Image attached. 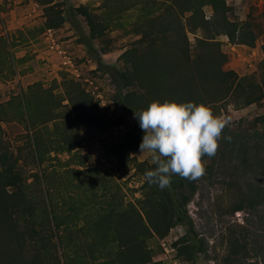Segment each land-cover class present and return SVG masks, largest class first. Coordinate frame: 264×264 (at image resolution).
Returning a JSON list of instances; mask_svg holds the SVG:
<instances>
[{
    "label": "rangeland",
    "instance_id": "1",
    "mask_svg": "<svg viewBox=\"0 0 264 264\" xmlns=\"http://www.w3.org/2000/svg\"><path fill=\"white\" fill-rule=\"evenodd\" d=\"M41 1L0 0V105L5 118L0 151L17 162L22 185L32 184L39 192L37 201L52 221L44 228L56 245L52 261L116 264L118 244L102 238L108 233L111 241L117 232L96 223L126 205L141 209L148 194L138 164L150 163V154L132 151L130 162L114 153L116 146L144 134L134 113L117 107L113 83L114 69L127 66L123 53L141 38L136 28L140 10L120 14L118 8L108 9L106 0ZM225 1L246 37L256 36L257 52L249 68L248 50L233 54L227 37H217L228 57L224 70L252 76L263 57L264 0ZM53 4H60L56 9L63 8L68 18L59 29L46 26V7ZM79 6L103 23L101 36L91 39L85 18L70 12ZM206 12L211 17V9ZM188 36L194 45L205 33ZM53 42L72 54L85 76L94 77L96 95L76 80ZM99 59L103 71H96ZM68 81L81 84L90 97L88 113L101 117L95 127L77 123L66 95ZM215 90L210 87L202 98L214 115L230 123L216 155L203 159L206 173L192 181L195 193L186 208L202 251L195 261L179 255L174 244L187 229L178 225L164 238L154 235L147 241L154 261L163 264H264V138L255 133L260 132L255 119L264 116V99L249 106L234 96L212 103Z\"/></svg>",
    "mask_w": 264,
    "mask_h": 264
},
{
    "label": "trees",
    "instance_id": "2",
    "mask_svg": "<svg viewBox=\"0 0 264 264\" xmlns=\"http://www.w3.org/2000/svg\"><path fill=\"white\" fill-rule=\"evenodd\" d=\"M51 3L52 0L41 1L42 5ZM56 7L61 5L46 7L47 28L59 29L68 21L65 10ZM106 7L118 8L120 14L140 10L136 28L141 38L123 53L126 68L114 69L118 108L140 112L153 101L207 105L202 92L210 87L218 91L212 103L233 96L244 106L263 101L264 45L258 74L240 77L234 71L224 70L228 57L222 52L217 37L225 36L231 43L248 47H255L256 41L254 34L250 33L251 38H247L245 28L231 19L228 13L232 8L225 0H106ZM207 8L211 9V17L206 14ZM69 10L85 18L91 39L103 34V23L98 22L86 6ZM262 15L264 17V11ZM199 30L205 33V37H196L195 44L191 45L188 34H196ZM104 67L99 59L96 71H103ZM66 84V95L77 123L89 127L98 125L101 117L88 113L90 97L81 84L74 81ZM35 87H30V91L34 92ZM57 108L55 106L54 110ZM3 110L4 106L0 105V140L1 124L5 121L1 116ZM136 125L139 126L138 119ZM255 126L260 129L255 133L264 138V116L255 119ZM143 135L138 134L127 143L116 146L115 155L134 161L130 157L131 152L139 150ZM16 164L13 158L0 151V264H58L57 258L52 261V247L56 245L44 229L52 225V221L38 203L40 195L34 185H22ZM138 167L144 174L145 170L154 169L155 165L143 162ZM145 188L148 194L141 209L126 205L115 216L110 213L108 218L96 223L106 228L107 232H117L111 241L108 233L102 238L103 243L118 244L115 263L163 264L154 261L147 241L154 235L164 238L178 225H183L187 233L174 247L179 255H186L195 261L202 249L198 246L193 222L186 210L195 193L194 183L172 175L171 186L163 191L147 182ZM113 217L116 218L113 220Z\"/></svg>",
    "mask_w": 264,
    "mask_h": 264
},
{
    "label": "clouds",
    "instance_id": "3",
    "mask_svg": "<svg viewBox=\"0 0 264 264\" xmlns=\"http://www.w3.org/2000/svg\"><path fill=\"white\" fill-rule=\"evenodd\" d=\"M135 118L143 130L140 153L150 154L154 169L143 179L161 191L171 186V176L196 181L206 173L203 157L216 155L223 130L230 123L204 104L153 101ZM229 141L231 137H226Z\"/></svg>",
    "mask_w": 264,
    "mask_h": 264
},
{
    "label": "built area",
    "instance_id": "4",
    "mask_svg": "<svg viewBox=\"0 0 264 264\" xmlns=\"http://www.w3.org/2000/svg\"><path fill=\"white\" fill-rule=\"evenodd\" d=\"M227 43H228L227 46L231 49L233 54H236L235 52L238 51L239 52L238 55L240 56V53H241L240 49L241 48L242 49H246V50L249 51V53H250L249 56H248L250 58V61H249L250 67L249 68H251L252 67L251 66V61L255 60L254 56H256L257 48L256 47H248L246 45H241V44H236V43H231L229 40L227 41ZM52 48H54L56 50V52H58V54L61 56L64 64L71 69V72L74 75V77L76 78V80H78L81 83L85 84L86 87L88 88V92L89 93H92L93 95H96L99 87H98V85L96 83L97 81L94 79V77L85 76L81 72L80 68L76 65L75 58L72 56L71 53H68V51L66 49L61 48L55 42H53ZM262 59H263V57H262ZM261 62H262V60H261ZM257 66L259 67L260 64L259 65L257 64ZM258 69L259 68H255V70L253 71V73H251V75L256 74L258 72ZM234 72H236V71H234ZM243 77H245V76H243Z\"/></svg>",
    "mask_w": 264,
    "mask_h": 264
}]
</instances>
